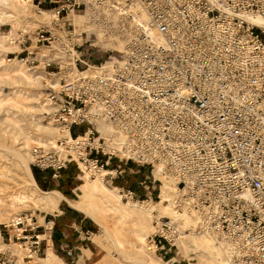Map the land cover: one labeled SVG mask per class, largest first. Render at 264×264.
<instances>
[{"label":"built area","instance_id":"2783aa9c","mask_svg":"<svg viewBox=\"0 0 264 264\" xmlns=\"http://www.w3.org/2000/svg\"><path fill=\"white\" fill-rule=\"evenodd\" d=\"M31 3L36 16L55 18L22 32L18 45L25 64L48 79L41 123L59 134L31 149L32 165L57 179L70 165L81 172L79 162H93L111 182L131 162L151 169L148 200L160 166L176 183L172 207L190 210L196 225L154 219L155 253L191 232L209 237L224 264H264V0ZM4 26L0 33L11 34ZM103 47L106 60L97 64ZM74 126L85 131L72 136ZM43 224L18 214L3 227L29 256L51 235L53 222Z\"/></svg>","mask_w":264,"mask_h":264},{"label":"rangeland","instance_id":"374dc122","mask_svg":"<svg viewBox=\"0 0 264 264\" xmlns=\"http://www.w3.org/2000/svg\"><path fill=\"white\" fill-rule=\"evenodd\" d=\"M16 1L6 0L7 4L3 6L5 13L12 15L10 20L4 22L3 29L6 32L11 30L17 39L20 38V40H16V43L19 44L22 39L20 29H27L28 32H26L32 34L29 31H33L41 19L33 13L34 7L31 4L21 2L20 6ZM2 4L0 1V5ZM47 13L45 14L50 15ZM12 48L0 36V233L3 235L6 231L3 225L9 223L15 215H32L36 225L39 226L44 225V220L54 222L53 215L66 207L80 217H85L94 226L92 234L86 236L89 239L82 242L81 249L77 251L72 264H221L223 261H220L216 256L217 252L220 254L218 249L215 246L205 247L207 242H212L211 239L205 236H196L191 232L184 234L171 251H166V249L165 253L161 250L154 252L149 242V236L154 230L153 220L158 217H173L176 210L172 207L171 202L177 191H170L171 194L168 195V191L164 186H161V182L166 186L175 184L163 173L153 171L154 178L160 183L156 182L153 185L152 200H148L145 187L148 186L151 190V184L148 182V178H151L150 168H141L130 164L122 165L121 168L124 172L121 177L113 179L111 182L108 177L102 178L104 185L112 190L118 199L112 194L104 192L101 198H96L93 202L92 199L88 198V200L83 195L90 191L91 185L97 179L96 176L92 172L88 174L80 172L75 165H70L60 173L57 179L52 178L57 181H44L41 178L39 181L36 180V185L41 192H56L62 198L57 205H47L40 201L45 197L31 185L26 173L25 165L30 169H36L32 165L28 153L34 146L42 144L44 141H51L59 134L55 127L41 123L45 109L40 101L46 91L45 82H48L42 68H34L35 65L25 64L26 53H21V50H12ZM23 48L20 46V49L23 50ZM116 49L120 50L117 47ZM100 51L103 55H99L95 60L97 64L106 60L104 57L106 47ZM18 53L21 54L17 56ZM16 56L17 58H15ZM27 69L32 70L28 71ZM84 131V126H74L70 129L72 136L80 135ZM19 155L24 158V162ZM99 172L101 173V171H98L100 175ZM123 191L131 192L134 198L124 200L122 198ZM164 191V196L171 199L170 203L163 200ZM82 193L84 194L81 195ZM70 201L77 202L79 205L83 204L82 206L85 208L87 205L88 213L73 210L68 203ZM131 203L146 210L151 208L144 213L139 209L140 207H131ZM183 212L184 215H182ZM177 213L180 214L179 222L185 230L194 227L192 214L186 208ZM58 219L56 225L53 224L52 232L54 229L55 241L60 243L64 240L61 232L70 225V222L65 216ZM98 223L103 228L98 226ZM6 233L7 240L4 243L0 238V264L3 257L11 261L8 264H70L69 260L66 261L67 263L64 261V253L56 245H54V250L51 249V246L48 247L47 243L50 241L51 235L46 237V241L42 243L40 253L28 259L26 258L28 252L22 247V241L9 242L8 232L6 231ZM37 233L42 234V229L39 228ZM11 234L13 235V232ZM42 238L40 237V239ZM49 251L52 261L45 260ZM210 251L212 252L210 253ZM215 252L216 254H214Z\"/></svg>","mask_w":264,"mask_h":264},{"label":"bare ground","instance_id":"6f19581e","mask_svg":"<svg viewBox=\"0 0 264 264\" xmlns=\"http://www.w3.org/2000/svg\"><path fill=\"white\" fill-rule=\"evenodd\" d=\"M0 1H2V5H0V25H2V24H4V22L5 21H7V20H10L11 18H12V15H8V14H6L5 13V11L3 10V6H6V4H7V2H6V0H0ZM18 1V2H17ZM16 2L18 3V4H20V6L22 5L21 4V2H27V3H29V4H31L33 7H34V5L31 3V0H17ZM46 12H48L47 14H50V15H46L45 13ZM36 17H38L39 19H41V21L38 23V25H37V27L39 26V24H42V23H45V24H49L50 22H51V19H54L55 18V16L53 15V12H50V11H44L43 10V12H42V15L41 16H36ZM79 21L81 20V18H77ZM254 22L255 23H261V21L260 20H258V19H256V20H254ZM36 27V28H37ZM35 28V29H36ZM34 29V30H35ZM22 32H28V30L27 29H20ZM33 30V31H34ZM33 31H29V33H32ZM11 35V36H10ZM0 36H1V38H3L5 41H6V43H7V45L8 46H10V47H13L12 48V50H21L20 49V47H19V45L16 43V41L14 40V39H16V36L14 35V33L13 32H11V34H1L0 33ZM117 48H119V49H121V46H116ZM16 52V51H15ZM43 55H44V52H41V53H39L38 54V58H39V60L40 61H42V57H43ZM28 71H30V70H32V69H27ZM105 138V144L103 145V148H104V151L105 152H111L114 148H115V146H114V143H112L111 141H110V139L107 137V136H105L104 137ZM39 145H41V144H39ZM25 154V153H24ZM28 154H30V153H28ZM19 157L22 159V161L24 162V158L22 157V156H20L19 155ZM30 160H31V162H32V157H31V154H30ZM78 165H79V168H80V170H81V172H84V173H89V172H92L93 174H94V176H96V180H95V182H94V184H92L91 185V188H90V191L87 193V194H84V193H82L81 195H83V196H85V197H87V199L89 198V199H92V201L95 199L96 200V198L98 199V198H101L102 196H103V193L105 192H107V193H110V194H112L114 197H116L117 198V196L113 193V191L112 190H110L109 188H107L105 185H104V183H103V179L102 178H105V175H107V174H109L108 172V170H104V169H102V168H100V167H98V166H95V164L93 163V162H89V163H87V164H83V163H81V162H79L78 163ZM25 169H26V173H27V176H28V179H29V181H30V183H31V185L34 187V188H36L39 192H41L40 190H39V188L37 187V185H36V182H35V180H34V178H33V176H32V173H31V169L27 166V165H25ZM96 170H100L101 171V173H100V175L98 174V171L96 172ZM87 171V172H86ZM153 171H156V172H159V173H163L164 175H165V173L163 172V170L161 169V167L160 166H156L155 167V169L153 170ZM105 174V175H104ZM104 175V176H103ZM166 177H168L175 185H172V186H166V185H164L162 182H161V186H164L165 187V190L166 191H168V195H170L171 193H169L170 191H172V192H174V191H177V189H176V183H175V180L174 179H172L171 177H169V176H167V175H165ZM164 179V178H163ZM92 181V180H91ZM90 183V182H89ZM82 188V187H81ZM81 188H78V189H81ZM81 191V190H80ZM43 195H44V199H41L40 201L42 202V203H45V204H47V205H57V203H58V201L60 200V199H62L61 198V196L58 194V193H56V192H48V193H45V192H41ZM164 193H165V191L163 192V200L165 201V202H171V199L168 197V196H164ZM42 197V196H41ZM82 197V196H81ZM85 197H84V199H85ZM107 197V196H106ZM161 197V196H160ZM88 199V200H89ZM118 199V198H117ZM82 200H83V198H82ZM104 200V199H103ZM99 201V200H98ZM102 201V200H101ZM94 202V201H93ZM92 202V203H93ZM96 202V201H95ZM106 202V201H105ZM33 204H34V202H32ZM69 203V205H70V207H72L73 209H75L76 211H79V212H82V213H85V214H87L88 212H87V210H86V208H87V205H85L86 206V208L85 207H83L82 205L83 204H81V205H79L77 202H73V201H70V202H68ZM88 203H91V202H88ZM87 203V204H88ZM172 203V202H171ZM132 204V203H131ZM38 205H39V203H38ZM110 205V204H109ZM172 205V204H171ZM170 205V206H171ZM126 206V205H125ZM134 207V208H137V207H140L139 209L140 210H142L144 213L145 212H148V209L150 210V208H148L147 210L145 209V208H141V206H138V205H136V204H132L131 205V207ZM167 206V205H166ZM111 207V206H110ZM127 207V206H126ZM130 207V206H129ZM54 208V207H53ZM170 208V207H169ZM168 210H170V209H168ZM174 210V209H173ZM188 210V209H187ZM130 211H131V209H130ZM188 212H190L191 214H192V217H193V222H194V226L196 225V221H195V219H194V216H193V213L190 211V210H188ZM150 213V212H149ZM147 214V213H146ZM182 215H184V212H183V214ZM181 215V216H182ZM179 216H180V214H178L177 213V211L176 212H174V214H173V217H170V218H176V219H180L179 218ZM141 217V216H140ZM187 217V216H186ZM188 218V217H187ZM141 219V218H140ZM185 219V218H184ZM138 221V220H137ZM141 221H142V219H141ZM98 222V221H97ZM186 224V223H185ZM98 226H100L101 228H103L102 226H101V224L100 223H98ZM140 228V227H139ZM136 233V232H135ZM196 235V234H195ZM196 236H199V235H196ZM42 237V236H41ZM206 237V236H205ZM141 241V240H140ZM208 244L205 246V247H207V248H211V247H213L214 245H213V243L212 242H207ZM205 244V243H204ZM204 247V246H203ZM202 247V248H203ZM206 248V250H208ZM215 248V247H214ZM204 251H205V248H204ZM215 251V250H214ZM219 251V250H218ZM212 251H210V253H211ZM220 252V251H219ZM209 253V252H208ZM209 253V254H210ZM29 254V253H28ZM28 254H27V256H28ZM214 254H216V252L214 253ZM217 254L218 255H216L217 257H218V259H220V261H223L222 263L224 264V259L223 258H221V253L219 254L218 252H217ZM33 256H35V255H29L28 257H29V259L30 258H32ZM211 256V255H210ZM209 256V257H210ZM212 257V256H211ZM214 259V258H213ZM45 260H47V261H52V256H51V252L49 251V253L47 254V257H46V259ZM216 260V259H215ZM213 262V261H212ZM218 262H219V260H218ZM220 263V262H219ZM221 263V264H222Z\"/></svg>","mask_w":264,"mask_h":264},{"label":"crops","instance_id":"0c3cea01","mask_svg":"<svg viewBox=\"0 0 264 264\" xmlns=\"http://www.w3.org/2000/svg\"><path fill=\"white\" fill-rule=\"evenodd\" d=\"M115 164H116V161L115 160L112 161L111 168H113ZM128 164H130L131 166L132 165L136 166L134 163H131V162H129ZM31 172H32V176L36 184H37L36 180L39 181L40 178L44 181H57V180L52 179L51 171L41 172L38 169H31ZM62 172L63 171H61V173ZM61 216L62 217L65 216L70 222V225L66 226V229L64 228L63 232H61L63 234L64 240L61 239L63 242H60V243L55 241L56 234L53 229V232L49 238L50 241H48L47 245L48 247L51 246L52 250H54V245H56L58 249L63 251L64 258L66 259V260L64 259V261L66 262L67 260H69L70 264H72L74 256L77 255V251H80L81 249L80 247L82 245V242L87 238L89 239V237H86V236H90L92 234L94 226L90 221H87L85 217H80V215L70 211V209H67L66 207H63L62 210H58V212L55 215H53L54 226L58 222L59 220L58 218ZM0 238L3 243L7 240L6 231L3 233V235L2 233H0ZM73 239L75 240L74 242H73Z\"/></svg>","mask_w":264,"mask_h":264}]
</instances>
